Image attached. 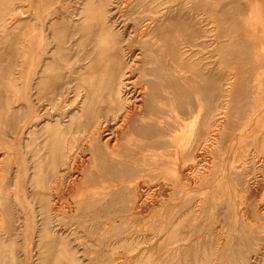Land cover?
<instances>
[{"label":"rangeland","instance_id":"374dc122","mask_svg":"<svg viewBox=\"0 0 264 264\" xmlns=\"http://www.w3.org/2000/svg\"><path fill=\"white\" fill-rule=\"evenodd\" d=\"M130 70L144 117L108 153ZM263 135L264 0H0V264H264Z\"/></svg>","mask_w":264,"mask_h":264},{"label":"bare ground","instance_id":"6f19581e","mask_svg":"<svg viewBox=\"0 0 264 264\" xmlns=\"http://www.w3.org/2000/svg\"><path fill=\"white\" fill-rule=\"evenodd\" d=\"M131 2V1H130ZM124 4V3H123ZM255 11V10H254ZM261 15V14H260ZM263 21V20H262ZM262 24V23H261ZM110 30H112V29H110ZM149 30V29H148ZM124 45V44H123ZM128 51V50H127ZM123 60V59H122ZM122 60H120V59H118V64L121 66L122 64H123V61ZM135 68V67H134ZM132 69V68H131ZM131 71L132 70H130L128 73H129V76H128V80H127V83L125 82V80H124V78H122V76L118 79V83H117V85H116V88H115V91H114V95H115V97L117 98V100H118V102H119V104H124L123 103V95H129L130 94V96H128L126 99L127 100H129V99H131V98H134V101H139V103H140V110H137L136 109V107L134 106V105H130L131 107H129L128 105L125 107V106H122L121 107V109H119V113H115L114 115H113V120H115V122L113 121V126L111 125V124H109V122H100V123H97L95 126H94V128H92V130H91V132H89V140L92 142V144L93 145H100V146H102V147H104V148H106L107 150H108V153H115L116 151H120L121 150V148H122V146H125L124 145V142H123V139L126 137L125 136V134H129V133H131L130 131V128H132L133 126H134V128H135V125H136V121L137 120H140L142 117H144L143 116V103H141L142 101H144V99H145V88H140V90L137 92V94L135 95V93H136V91H135V88L136 87H134V82H131L130 81V74H131ZM256 76H258V75H256ZM255 76V77H256ZM254 77V78H255ZM259 79V78H258ZM261 79V78H260ZM253 80V79H252ZM255 80V79H254ZM260 81V80H259ZM255 83V82H254ZM127 84V85H126ZM256 84V83H255ZM130 86H132V90H130ZM261 86H262V84H261ZM126 87V89L127 90H124V88ZM144 87V86H143ZM137 89H138V87H137ZM251 92V91H250ZM112 94V93H111ZM111 100V99H110ZM138 103V104H139ZM258 103V102H257ZM131 104V103H130ZM196 104V103H195ZM134 106V107H133ZM255 106V105H254ZM194 107V106H193ZM138 108V107H137ZM194 110H192V113L191 114H193L194 112H193ZM170 112V111H169ZM180 112V111H179ZM181 112H183V111H181ZM181 112H180V115H182V114H184V115H187V112L186 111H184V113H182L181 114ZM186 112V113H185ZM174 113V112H173ZM195 113H198V111L197 112H195ZM201 112L199 111V113L198 114H200ZM145 114V113H144ZM163 115H164V112H163ZM168 115H170V114H168ZM194 115V114H193ZM201 115V114H200ZM200 115H198L197 117H199ZM162 116V115H161ZM174 116V115H173ZM168 117V116H167ZM175 117V116H174ZM183 117H185V116H183ZM172 118V117H171ZM193 118V116L190 118V117H187V118H185L186 119V121H184L185 123H187V119H188V121H189V119L191 120ZM121 120L122 122L120 123V125H119V121L118 120ZM163 119V118H162ZM174 119V118H173ZM171 120V121H175V120ZM181 119H182V117H181ZM118 122H117V121ZM169 120V119H168ZM193 120V119H192ZM197 120V119H196ZM199 120H201V117H200V119ZM163 121V120H162ZM142 122H144V121H141V123ZM177 122V121H176ZM176 122H174V123H176ZM189 122H191V121H189ZM196 122H198V120L196 121ZM200 122V121H199ZM179 123H181V122H179ZM204 123V122H203ZM167 124H168V122H167ZM200 124V123H199ZM260 124V123H259ZM164 125V127H165V124H163ZM169 125H171V124H169ZM183 124H181V126H182ZM193 125V124H192ZM191 125V126H192ZM205 125V124H204ZM140 126V125H139ZM143 126V125H142ZM172 126H173V124H172ZM189 126V125H188ZM51 127V126H50ZM121 127H124L125 128V130H123V131H121V130H119ZM158 127V126H157ZM175 127V129L177 128V131L178 130H180L179 129V127H177V126H174ZM200 127V126H199ZM204 127V126H203ZM222 127V126H221ZM137 128V127H136ZM169 128H171V127H169L168 126V129ZM192 128V127H191ZM241 128V127H240ZM158 129V128H157ZM167 129V128H166ZM166 129L164 130V132L166 131ZM171 129H174L173 127L171 128ZM171 129H169V130H171ZM174 129V130H175ZM193 130V129H192ZM219 130V129H218ZM182 131V130H181ZM196 131V130H195ZM166 132H168V131H166ZM171 132V131H170ZM174 132H176V130L174 131ZM218 132V131H217ZM171 133H173V131L171 132ZM179 133H180V131H179ZM182 133V132H181ZM180 133V134H181ZM184 133V132H183ZM167 134H170V133H167ZM173 134H175V133H173ZM185 134V133H184ZM191 134V133H190ZM217 135V134H216ZM179 136V135H178ZM180 136H182V135H180ZM180 136H179V138H180ZM261 136V135H260ZM264 136V135H263ZM186 137H189L188 135L186 136ZM173 139L175 138V135H174V137H172ZM179 138H177L178 140H179ZM217 138V137H216ZM188 139V138H187ZM152 140H154V139H152ZM156 140V139H155ZM159 140H161V139H159ZM164 141H162V144H163V142L166 144V145H168L169 147L171 146V147H173V145H172V141L173 140H171V139H169V138H167V139H163ZM67 141V140H66ZM157 141V140H156ZM177 141V140H176ZM184 141H185V139H184ZM189 141V140H188ZM188 141H187V143H188ZM87 142V141H86ZM160 142V141H159ZM175 142V141H174ZM178 142V141H177ZM183 142V141H182ZM216 142V141H215ZM90 143V142H89ZM161 143V142H160ZM184 143V142H183ZM162 144H161V146L160 147H157V149L159 148H161L162 147ZM212 144V143H211ZM85 145V144H84ZM155 145V144H154ZM160 145V144H159ZM175 145H176V142H175ZM179 145V144H178ZM28 146V145H27ZM181 146H183L182 144H181ZM184 146H185V144H184ZM170 147V148H171ZM178 147V146H177ZM124 148V147H123ZM156 148V147H155ZM165 148H166V146H165ZM168 148V147H167ZM176 148V147H175ZM125 149V148H124ZM186 149H188V146L186 147ZM195 149V148H194ZM161 150H162V148H161ZM161 150H160V152H161ZM165 150V149H164ZM170 150V149H169ZM175 150H177V149H175ZM69 151V150H68ZM82 151V150H81ZM80 151V152H81ZM171 151V150H170ZM189 151H190V149H189ZM204 151V150H203ZM82 152H84V151H82ZM165 152H167L168 153V150H166ZM176 152V151H175ZM173 150H172V152H170V153H168L169 155L172 153H175ZM201 151L199 150L197 153V156L196 155H194L195 157H194V159L191 161V163H188V164H184V170L183 171H181V172H183V175H182V177L184 178V181L185 180H190L191 178H192V176H191V174H192V172H193V169L195 168V166H196V163L198 162V161H201V159L203 158V154H202V152L200 153ZM208 152V151H207ZM178 153V152H177ZM190 153V152H189ZM72 154V153H71ZM81 154H83V153H81ZM80 154V155H81ZM207 154V153H206ZM161 155V154H160ZM164 155H166V153L164 154L163 153V155L162 156H164ZM168 155V158L169 157H171V156H169ZM205 155V154H204ZM82 156V155H81ZM80 156V157H81ZM86 156V155H85ZM161 156V157H162ZM173 156H178L177 154L175 155V154H173L172 155V158H173ZM90 157V156H89ZM186 157V156H185ZM3 158V157H2ZM167 157H165V159H166ZM189 157H187V159H188ZM199 158V159H198ZM209 158V157H208ZM56 159V158H55ZM87 159V158H86ZM184 159V158H183ZM1 160V159H0ZM97 160V159H96ZM163 160V159H162ZM167 160H170V159H167ZM174 160H175V158H174ZM263 160V159H262ZM58 161V160H57ZM171 161H173V160H171ZM203 161H205V160H203ZM215 161V160H214ZM88 162V161H87ZM167 162V161H166ZM183 162H185V161H183ZM244 162V161H243ZM96 162H95V156L94 155H92L91 156V158H90V162H88L85 166H82L83 168L81 169L80 168V171H79V174L77 175V173H76V179L75 178H73V179H75V181H79L78 183H79V186L82 188V191L86 188V187H89L88 186V184H89V180L91 179V178H93L92 176H94L95 174H96V172L98 173V171L99 170H95L96 172H95V174H93L92 173V165L93 164H95ZM103 163V162H102ZM110 163V162H109ZM163 163H165V161L163 162ZM167 165H166V168L167 167H169L170 165L168 164V163H166ZM172 164H173V167H175V168H177L176 166H174V164H176V163H173L172 162ZM79 165H81V164H79ZM162 165V164H161ZM169 165V166H168ZM178 165V164H177ZM160 166V165H159ZM163 166V165H162ZM181 166H182V164H181ZM198 166V165H197ZM205 166H206V163H205ZM1 167V166H0ZM79 167V166H78ZM120 167V166H119ZM161 167V166H160ZM172 167V166H171ZM183 167V166H182ZM199 167V166H198ZM74 168V167H73ZM170 168V167H169ZM208 168V167H207ZM211 168H213V167H211ZM74 169H76V168H74ZM32 170V169H31ZM175 170V169H174ZM76 171V170H75ZM171 171H173V170H171ZM176 171H178V170H176ZM206 171V170H205ZM208 171V170H207ZM211 171V170H210ZM78 172V171H77ZM175 172V171H174ZM174 172H172V173H174ZM101 173H103V172H101ZM177 173V172H176ZM175 173V174H176ZM179 173V172H178ZM212 173V172H211ZM99 176V175H98ZM101 176V175H100ZM158 176V175H157ZM162 176V175H161ZM180 175H178V177H179ZM103 177V176H102ZM102 177H100L99 179H102ZM137 177V176H136ZM154 177V176H153ZM164 177H167V176H165V175H163V177H162V179H164ZM171 177V176H170ZM175 177V176H174ZM61 178V177H60ZM96 178H97V176H96ZM104 178V177H103ZM159 178V177H158ZM161 178V177H160ZM169 178V177H168ZM171 178H173V177H171ZM170 178V179H171ZM243 178V177H242ZM166 180H169V179H167V178H165ZM175 179V178H174ZM91 180H93V179H91ZM141 179H139V181H140ZM179 180H181L180 178H177L176 180H172L171 182L172 183H178V182H180ZM194 180V179H193ZM161 181V180H160ZM163 181V180H162ZM161 181V182H162ZM147 180H141L140 182H136L135 183V185H134V193H135V201L133 202V205H134V208L133 209H137L138 207H140V206H142L143 205V203H145V200H144V197H145V195H146V190H149L153 185H151L150 186V183L148 182ZM160 182V183H161ZM164 182H166L165 180H164ZM164 182H162V183H164ZM170 182V181H169ZM190 182V181H189ZM261 182V181H260ZM161 183V184H162ZM262 183V182H261ZM160 184V185H161ZM171 184V183H170ZM197 184V183H196ZM165 185V184H164ZM164 185H161L162 186V190H165V188L167 189V184L165 185V188L163 187ZM172 186H173V184H171ZM177 185V184H176ZM179 185V184H178ZM259 185V187H260V184H258ZM171 186V187H172ZM174 186H175V184H174ZM222 186V185H221ZM252 186V185H251ZM264 186V185H263ZM176 187V186H175ZM175 187H174V190H172V191H175ZM178 187V186H177ZM257 187V186H256ZM30 188V187H29ZM56 188V187H55ZM81 188H80V191H81ZM145 188H147V189H145ZM164 188V189H163ZM173 188V187H172ZM248 188V187H247ZM250 188V187H249ZM258 188V187H257ZM264 188V187H263ZM57 189V188H56ZM177 189V188H176ZM179 189V188H178ZM181 189V188H180ZM251 189H253V188H251ZM168 190H170V189H168ZM170 190V191H171ZM152 191V190H151ZM161 191V190H160ZM170 191H167V192H170ZM84 192V191H83ZM105 192V191H104ZM164 192V191H163ZM176 192V191H175ZM161 193V192H160ZM166 193V192H165ZM164 193V194H165ZM171 193V192H170ZM173 193L174 192H172L171 194L173 195ZM168 194V193H167ZM176 194V193H175ZM179 194V193H178ZM84 195V194H83ZM160 194L158 193V196H159ZM170 195V194H169ZM169 195H167L168 196V199L171 201L172 200V198H170V196ZM177 195V194H176ZM246 195V194H245ZM253 195H255V193L253 192ZM81 196V195H80ZM110 196V195H109ZM154 196V195H153ZM167 196H165V197H167ZM190 196V195H189ZM216 196V195H215ZM161 197V196H160ZM172 197V196H171ZM174 197H176L175 195H174ZM254 197V196H253ZM155 198V197H154ZM252 198V197H251ZM259 198H261V197H259ZM62 199V198H61ZM159 199L160 198H158V200H156V201H159ZM174 199V198H173ZM253 199V198H252ZM60 199H58V201H59ZM81 200H82V198H81ZM130 200V199H129ZM167 200V199H166ZM175 200V199H174ZM249 200H250V198H249ZM58 201H57V203H58ZM147 201V200H146ZM173 201V200H172ZM217 201V200H216ZM246 201V200H245ZM253 203H255V201L256 200H251ZM251 202V203H252ZM264 202V201H263ZM52 203V202H51ZM61 203V202H60ZM155 203V202H154ZM166 204H168L167 203V201L165 202ZM169 203H171V202H169ZM246 203V202H245ZM250 203V204H251ZM259 203V202H258ZM257 203V205H260V206H262L261 204H263V203H261V204H258ZM157 204V203H156ZM161 204H163V202L161 203ZM165 204V205H166ZM243 204H244V202H243ZM54 206H55V204H53ZM61 205V204H60ZM146 205V204H145ZM193 205V204H192ZM264 205V204H263ZM54 206H52V207H54ZM61 206H63V205H61ZM71 206V205H70ZM249 206V205H248ZM260 206L259 207H254L255 209H256V211H257V213H258V215H261L260 213H262L260 210H262V209H260L259 211H258V209L257 208H260ZM243 207V206H242ZM54 208H56V207H54ZM143 208V207H142ZM254 208L253 207H251V209H249V211L251 210L252 211V209L254 210ZM132 209V210H133ZM240 209V208H239ZM238 209V210H239ZM247 209V208H246ZM52 210V209H51ZM55 210V209H54ZM53 210V211H54ZM98 210V209H97ZM147 210V209H146ZM145 210V211H146ZM242 210V209H241ZM263 210H264V208H263ZM134 211V210H133ZM246 211V210H245ZM251 211H250V214H252L253 215V213H251ZM64 212V211H63ZM83 212V211H82ZM139 212V211H138ZM141 212V211H140ZM147 212V211H146ZM240 212V211H239ZM55 213V212H54ZM144 213V212H143ZM247 213H249V212H247ZM255 213V212H254ZM233 214V213H232ZM242 214V213H241ZM248 215V214H247ZM251 215V216H252ZM255 215H257V214H255ZM258 215H257V217H258ZM264 214H262V216H263ZM79 216V215H78ZM237 216V215H236ZM243 216V215H242ZM262 216H260V217H262ZM55 217V216H54ZM241 217V216H240ZM244 217V216H243ZM247 217V216H246ZM255 218H256V216H254ZM253 216H252V221L255 219ZM260 217H258V218H260ZM228 218V217H227ZM258 218H256V219H258ZM113 219V218H112ZM249 219H250V217H249ZM263 219H264V217H263ZM263 219L261 218L260 220L261 221H263ZM236 221V220H235ZM117 222H119V221H117ZM249 222V221H248ZM251 223V222H250ZM255 223V222H254ZM226 224H228V223H226ZM252 224H253V222H252ZM251 224V225H252ZM254 225H257V224H254ZM224 227V226H223ZM225 228V227H224ZM221 229V228H220ZM240 231V230H239ZM225 232V231H224ZM226 233V232H225ZM224 233V234H225ZM214 234V233H213ZM221 234V233H220ZM227 234V233H226ZM225 234V235H226ZM245 234V233H244ZM224 235V236H225ZM218 236V235H217ZM225 240V239H224ZM224 243V242H223ZM236 244V243H235ZM219 251V250H218ZM255 262V261H254ZM120 263V262H119Z\"/></svg>","mask_w":264,"mask_h":264}]
</instances>
